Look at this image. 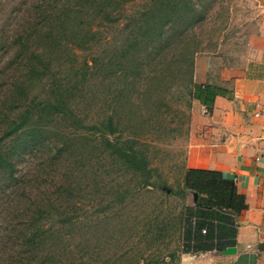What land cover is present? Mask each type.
Instances as JSON below:
<instances>
[{"label":"rangeland","instance_id":"rangeland-1","mask_svg":"<svg viewBox=\"0 0 264 264\" xmlns=\"http://www.w3.org/2000/svg\"><path fill=\"white\" fill-rule=\"evenodd\" d=\"M174 1L0 0V151L12 164L0 167V264H202L181 252L183 210L197 200L182 191L189 134L208 112L188 89L230 92L260 73L264 0ZM31 50L47 64L33 79ZM53 98L85 124L111 118L149 174L112 155L110 135L59 114L34 112L7 133L31 99Z\"/></svg>","mask_w":264,"mask_h":264},{"label":"crops","instance_id":"crops-1","mask_svg":"<svg viewBox=\"0 0 264 264\" xmlns=\"http://www.w3.org/2000/svg\"><path fill=\"white\" fill-rule=\"evenodd\" d=\"M259 63L257 76L236 79L230 92L213 98L189 134L185 168L219 171L245 204L236 219L234 252H221L230 245L199 252L202 264H264V118L254 115L264 111V48Z\"/></svg>","mask_w":264,"mask_h":264},{"label":"trees","instance_id":"trees-1","mask_svg":"<svg viewBox=\"0 0 264 264\" xmlns=\"http://www.w3.org/2000/svg\"><path fill=\"white\" fill-rule=\"evenodd\" d=\"M162 0H153L154 8L158 7ZM174 7L183 5L191 6V1L175 0ZM153 8V9H154ZM191 12V11H190ZM27 40V38L25 39ZM32 58L27 59L26 75L33 78L39 77L38 65L46 66L43 63L42 52L30 51ZM42 71V69H41ZM43 73V72H40ZM29 77V78H31ZM31 79V80H32ZM226 89L214 84L191 83L188 93L190 97L198 101L207 111L210 110L213 98L217 95L225 96ZM26 95V91H23ZM44 111L55 113L68 119L74 127L89 130L91 132L107 133L111 138L104 137L103 144L109 152L120 159L129 169L138 172L146 177L150 169L147 168L144 154L135 148L124 145L127 141L120 140L113 135L116 125L111 118L100 121L97 124H85L70 108L68 102L63 98H53L28 102L20 115L11 120L10 130L15 132L19 129L28 128V120L34 112ZM23 127V128H22ZM41 127V126H40ZM39 126L31 127L34 133L38 132ZM12 151H15L13 148ZM10 153L0 151V167H11ZM193 191L197 195L194 205L187 206L183 210L182 232H181V252L198 253L208 250H221L225 246L233 245L236 231V219L241 210L245 208L243 196L239 194L232 180L221 175L219 171L204 168H186L182 176V191ZM44 210L37 209L41 217ZM32 221V219H31ZM39 226L32 227L28 232L21 235V245L26 241L31 243L32 238L37 234ZM204 229V233L200 230ZM26 259V258H25ZM27 262V259L24 261ZM146 264V263H144Z\"/></svg>","mask_w":264,"mask_h":264},{"label":"water","instance_id":"water-1","mask_svg":"<svg viewBox=\"0 0 264 264\" xmlns=\"http://www.w3.org/2000/svg\"><path fill=\"white\" fill-rule=\"evenodd\" d=\"M222 253L228 254V253H233L234 248L232 246L225 247L223 250H221Z\"/></svg>","mask_w":264,"mask_h":264},{"label":"built area","instance_id":"built-area-1","mask_svg":"<svg viewBox=\"0 0 264 264\" xmlns=\"http://www.w3.org/2000/svg\"><path fill=\"white\" fill-rule=\"evenodd\" d=\"M254 115H255V116H260V117H263V118H264V111H261V110H260V111H258V112H255ZM200 232H201V233H204L205 231H204V229H201Z\"/></svg>","mask_w":264,"mask_h":264}]
</instances>
